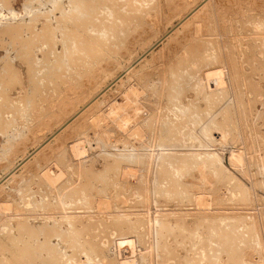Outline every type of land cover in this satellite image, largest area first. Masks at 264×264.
Instances as JSON below:
<instances>
[{
    "label": "rangeland",
    "instance_id": "obj_1",
    "mask_svg": "<svg viewBox=\"0 0 264 264\" xmlns=\"http://www.w3.org/2000/svg\"><path fill=\"white\" fill-rule=\"evenodd\" d=\"M72 1L0 0V118H3L0 119V201L12 204L9 213L4 207L0 208V251L8 253H0L1 261L8 259V262L2 261L3 264H29L30 260V264H40L44 259L45 264H54L46 248L53 245L57 246H53L56 250L51 255L54 260H61L58 264H75V261L76 264H96L98 260L100 264H234L236 261V264H264V0H93L97 12L91 16L94 14L97 18L93 16L95 19L86 20L82 16V21L95 25L97 22L99 26L100 21L105 20L102 22L114 23L118 31L123 28L122 32L112 33L119 34L113 40L111 31L101 35L102 40L94 36L98 44L90 51L93 55L100 51L97 59L90 55L88 58L85 54L88 51H79L83 39L87 41L89 27L86 28V21L81 22L79 16L73 15L71 9L77 0ZM135 8L147 12L142 15L138 9L133 11ZM108 9L112 10L111 15ZM9 10L16 11L14 19ZM136 15H142V18ZM80 23H84L81 24L84 27L80 28ZM8 27L11 30L8 31ZM74 31L73 34L81 35L78 37L83 36L80 39L75 35L79 42L82 40L78 45V40L70 34ZM68 33L72 38L67 36ZM105 35L108 36L106 39ZM66 36L76 43L72 44ZM118 37H123L122 41ZM108 40L112 43L106 42ZM65 41L68 45H63ZM69 45L71 48L77 45V49L70 50ZM63 52L68 53L69 61ZM76 55L83 60L81 63L77 58L81 63H77L78 66ZM128 103L135 108L124 112ZM128 117L125 127H120ZM96 120L101 123L96 125ZM52 134L54 136L50 138ZM228 150H239L242 162L228 165ZM213 152L218 154L217 158L211 154ZM179 156L182 162L173 159ZM138 159H145V162ZM122 160L125 161L123 164ZM202 160L212 163L206 161L203 165ZM196 161L201 164L196 166ZM44 166L52 168L51 171L57 168L56 172L64 175L60 184L68 183L69 186L64 192L76 189L75 193L69 192L72 197L65 210L43 206L56 202L55 194L45 188L44 181L42 184ZM128 167L134 170L130 171ZM217 170L222 174L216 173ZM129 171L131 174L128 175ZM82 184H86L87 189ZM81 186L90 190L88 194ZM81 191L86 193V198ZM99 199H107L111 207L98 211L96 202ZM67 214L85 216V220L82 217V221L76 219L80 223L71 226L63 217ZM21 223L37 231L33 235L32 231L18 226ZM38 227L55 228L56 237L53 231V236L47 239L49 234H44L46 230L35 229ZM24 230L31 235L26 232V236ZM38 232L47 240L37 235ZM57 232L68 241L57 237ZM27 238L32 241L34 250L29 249L31 243L26 242ZM48 240L51 245L45 243ZM19 248L30 253H26L29 260L17 258L22 256ZM60 251H67V255ZM32 255L39 259L34 262Z\"/></svg>",
    "mask_w": 264,
    "mask_h": 264
},
{
    "label": "bare ground",
    "instance_id": "obj_2",
    "mask_svg": "<svg viewBox=\"0 0 264 264\" xmlns=\"http://www.w3.org/2000/svg\"><path fill=\"white\" fill-rule=\"evenodd\" d=\"M9 1H10V0H9ZM57 1H58V0H57ZM70 1H71V0H70ZM75 1H76V0H74V1H72V2H75ZM136 1H137V0H136ZM141 1H142V0H141ZM145 1H146V0H145ZM204 2H205V1H204ZM53 3H55V2L53 1ZM91 3H92V4H91ZM158 3H159V2H158ZM161 3H162V2H161ZM4 4H5V3H4ZM72 4H73V3H72ZM89 4H90V5H89ZM148 4H149V3H148ZM53 5H54V4H53ZM106 5H107V4H106ZM55 6H56V4H55ZM94 6H95V5L93 4V0H92V2L90 1V3L83 2L82 0H81V1H78V0H77L76 3L73 5V7L71 6V7H72L71 11H72V10L74 11V12H73V15L76 14L77 16H79V17H78L79 20H81L80 18H81L82 16H85V18H83V19L90 20V18L94 16V14H93V16H91L92 13H93V12H94V13L97 12L96 7H94ZM96 6H97V5H96ZM146 6H147V5H146ZM155 6H156V5H155ZM199 6H200V5H199ZM105 7H106V6H105ZM107 7H109V6H107ZM107 7H106V8H107ZM150 7H151V6H150ZM152 7H154V6L152 5ZM156 7H159V5H157ZM200 7H202V6H200ZM1 8H2V7H1ZM84 8H85V9H84ZM98 8H99V7H98ZM38 9H39V8H38ZM136 9H138V8H135L133 11L136 12ZM153 9H154V8H153ZM83 10H84V11H83ZM98 10H99V9H98ZM138 10H140V9H138ZM138 10H137V12H138ZM154 10H155V9H154ZM164 10H165V9H164ZM24 11H25V10H24ZM108 11H109V9H108ZM133 11H132V12H133ZM145 11L147 12L146 9H143V10H142L143 13H145ZM193 11H194V10H193ZM0 12H1V11H0ZM69 12H70V11H69ZM69 12H67V13H69ZM84 12H86V13H84ZM142 12H141V10H140V14H142ZM158 12H159V11H158ZM166 12H167V11H166ZM191 12H192V11H191ZM8 13H9V15H10L11 17H13V19H14V17L17 16L16 11H14V10H9ZM74 13H75V14H74ZM187 13H188V12H187ZM192 13H193V12H192ZM192 13H191V14H192ZM71 14H72V13H71ZM83 14H85V15H83ZM95 14H96V13H95ZM111 14H112V10L109 11V15H111ZM133 14H135V13L133 12ZM133 14L130 13V15H131L132 17H133ZM162 14H163V13H162ZM46 15H47V14H46ZM61 15H62V14H61ZM142 15H143V14H142ZM142 15H141V16H140V15H139V16L136 15V16L139 17V19H141V18H142ZM144 15H145V14H144ZM189 15H190V14H189ZM68 16H69V15H68ZM95 16H96V15H95ZM95 16H94V17H95ZM134 16H135V15H134ZM1 17H3L2 14H1ZM53 17H54V16H53ZM61 17H62V16H61ZM65 17H66V16H65ZM71 17H72V15H71ZM94 17H93V19H95ZM137 17H136V20L138 19ZM187 17H188V15H187ZM9 18H10V17H9ZM47 18H48V17H47ZM72 18H73V17H72ZM96 18H97V16H96ZM129 18H130V17H129ZM129 18H128V19H129ZM49 19H50V18H49ZM56 19H57V18H56ZM60 19H61V18H60ZM65 19H67V18H65ZM73 19H74V18H73ZM93 19H91V20H93ZM47 20H48V19H47ZM58 20H59V19H58ZM74 20H75V19H74ZM86 20H83V21L81 20V22H84V21H86ZM131 20H133V19L131 18ZM187 20H188V19H187ZM64 21H65V20H64ZM71 21H73V20L71 19ZM102 21H105V20H101V21H100L101 24L99 23V26L97 25V24H98L97 22H96V25H95V23L92 24L90 21H89L90 23H89V22L87 23V21L85 22V26L87 25L86 28L89 27V28H88V31L90 32V34H88L89 32L86 33V39H87V41L83 39L84 42L86 41V42L84 43V42L81 40L82 42H81V41H80V42L83 43V46L80 44V45H79L80 47H78V48H80L79 51H88L87 53L85 52V54H87V57H88L89 55H90V56H94V59H95L96 57H99V55H98V53L100 52L99 50L95 51V54H94V55L91 54V51H93V49H92L93 46H95L96 44H98L97 42H95L96 39H95L94 36H97V37H98V40H102V39H104V38L100 39L99 37H100L101 35L104 36V34L106 33V31H109V32L111 31L110 34L113 36V37H112V40H113L114 36L116 37V36L119 35V34L114 35V34H112V33H115V34H116L117 32H120V31L122 32V29H123V28H122L120 31H118L119 28H116L115 25H114V23H108V22L104 23V22H102ZM159 21H160V20H159ZM45 22H46V21H45ZM48 22H49V21H48ZM56 22H57V21H56ZM68 22H69V21H68ZM74 22H77V23H78V19H77V21L75 20ZM74 22H73V23H74ZM93 22H94V21H93ZM98 22H99V21H98ZM185 22H187V21L185 20ZM50 23H51V22H50ZM73 23H72V24H73ZM107 23H108V24H107ZM46 24H47V23H46ZM81 24H84V23H80V24H79V27L81 26ZM182 24H184V22H183ZM185 24H186V23H185ZM6 25H7V24H6ZM26 25H27V23H26ZM63 25H64V24H63ZM63 25H62V26H63ZM74 25H75V24H74ZM76 25H77V24H76ZM100 25H102V27H101ZM177 25H178V24H177ZM255 25H257V24L255 23ZM2 26H3V25H2ZM58 26H59V25H58ZM69 26H70V25H69ZM9 27L13 28L12 26H9ZM9 27H8V28H9ZM16 27H19V26H16ZM44 27H45V26H44ZM73 27L76 28V26H73ZM77 27H78V26H77ZM82 27H84V25L81 26L80 28H82ZM99 27H101V28H99ZM8 28H7V29H8ZM14 28H15V26H14ZM31 28H32V26H31ZM48 28H49V27H48ZM86 28H85V29H86ZM120 28H121V27H120ZM15 29L17 30V28H15ZM15 29H14V30H15ZM20 29H21V27H20ZM20 29H19V30H20ZM46 29H47V28H46ZM9 30H11V29L9 28L8 31H9ZM16 30H15V31H16ZM26 30H28V28H27ZM66 30H68V28H67ZM86 30H87V29H86ZM5 31H6V30H5ZM17 31H18V30H17ZM49 31H51V30H49ZM72 31H73V30H72ZM25 32H26V31H25ZM47 32H48V31H47ZM67 32H68V31H67ZM93 32H95V33H93ZM9 33H10V32H9ZM15 33H16V32H15ZM69 33H70V32H69ZM69 33L67 34L68 37H71V36L74 35V38H75V37H76V36H75L76 34H77V37H78V36H81L80 34L78 35V32H77L76 34H73V33H75V31L70 33V34H72L71 36H69V35H70ZM79 33H80V32H79ZM4 34H5V33H4ZM45 34H46V33H45ZM61 34H62V33H61ZM30 35H31V34H30ZM82 35H83V34H82ZM107 35H108V34H107ZM107 35H105V39H106V37H108ZM111 35H109V38H110ZM167 35H168V33H167ZM43 36H44V35H43ZM67 36H66V37H67ZM44 37H45V36H44ZM68 37H67V39H68ZM165 37H166V35H165ZM71 38H72V37H71ZM71 38H69L68 40L71 41V43L73 44L74 42L76 43V40H78V38H80V37H78L77 39L75 38V39H76L75 41H74V40L72 41ZM81 38H83V36H82ZM81 38H80V39H81ZM14 39H15V38H14ZM80 39H79V40H80ZM94 39H95V40H94ZM115 39H116V38H115ZM115 39H114L113 42H115V41L117 40V39H116V40H115ZM122 39H123V37H122ZM122 39H120V38L118 37V40H121V41H122ZM254 39H255V38H254ZM9 40H11V39H9ZM44 40H45V39H44ZM65 40H66V39H65ZM79 40H78V42L76 43L77 45H78V43H80ZM112 40H111V42H109L110 40H108V41H106V42H108V43H112ZM118 40H117V41H118ZM31 41H32V40H31ZM31 41H30V42H31ZM66 41H67V40H66ZM66 41H65V43L63 42V43H64L63 45H65L67 42H68V44H70L69 41H67V42H66ZM159 41H161V40H159ZM261 41H262V40H261ZM44 42H46V41H44ZM51 42H52V41H51ZM55 42H56V41H55ZM246 42H247V41H246ZM253 42H254V41H253ZM18 44H19V43H18ZM21 44H22V43H21ZM30 44H31V43H30ZM34 44H35V43H34ZM50 44H51V43H50ZM54 44H55V43H54ZM68 44H66V45H68ZM115 44H116V43H115ZM250 44H251V43H250ZM70 45H71V44H70ZM70 45H69V47H70ZM77 45H76V46H77ZM0 46H1V45H0ZM30 46H31V45H30ZM76 46H74V47L76 48ZM81 46H82V47H81ZM65 47H66V46H65ZM65 47H64V48H65ZM14 48H15V47H14ZM22 48H23V47H22ZM49 48H51V47H49ZM61 48H62V47H61ZM72 48H73V47H72ZM72 48L70 47L69 49L71 50ZM75 48H73V49H75ZM113 48H114V47H113ZM246 48H247V47H246ZM29 49H31V48H29ZM54 49H55V48H54ZM65 49H67V48H65ZM76 49H77V48H76ZM90 49H91V51H90ZM150 49H151V48H150ZM4 50H5V49H4ZM13 50H14V49H13ZM55 50H56V49H55ZM263 50H264V49H263ZM32 51H33V50H32ZM62 51H63V50H62ZM68 51H69V50H68ZM148 51H149V50H148ZM148 51H147V52H148ZM225 51H226V50H225ZM237 51H238V50H237ZM43 52H44V51H43ZM54 52H55V51H54ZM56 52H57V51H56ZM71 52H72V51H71ZM32 53H33V52H32ZM64 53H65V52H63V54H64ZM72 53H73V52H72ZM72 53H71V55H72ZM237 53H238V52H237ZM249 53H250V52H249ZM259 53H260V52H259ZM42 54H43V53H42ZM66 54L68 55V53H65L64 56H65ZM69 54H70V51H69ZM83 54H84V53H83ZM83 54H82V56H83ZM27 55H28V54H27ZM67 55H66V56H67ZM71 55H70V56H71ZM73 55H74V54H73ZM78 55H79V54H78ZM78 55H76L77 57H75L76 60H77V58H78ZM192 55H193V54H192ZM199 55H200V54H199ZM79 56H81V55H79ZM85 56H86V55H84V57H85ZM106 56H107V55H106ZM253 56H254V55H253ZM32 57H33V56H32ZM62 57H63V55H62ZM68 57H69V55L67 56V58H68ZM71 57H74V56H71ZM243 57H244V56H243ZM250 57H251V55H250ZM29 58H30V56H29ZM34 58H35V57H34ZM56 58H57V57H56ZM88 58H89V57H88ZM91 58L93 59V57H91ZM139 58H141V57H139ZM254 58H255V57H254ZM42 59H43V58H42ZM71 59H72V58H71ZM71 59H70V60H71ZM78 59H79V61H80V57H79ZM83 59H84V61H85V58H83ZM96 59H97V58H96ZM181 59H182V57H181ZM193 59H194V58H193ZM32 60H33V58H32ZM57 60H58V59H57ZM63 60H64V59H63ZM66 60H67V59H66ZM81 60H82V59H81ZM88 60H89V59H88ZM187 60H188V59H187ZM190 60L192 61V59H189V61H190ZM242 60H243V59H242ZM254 60H255V59H254ZM42 61H43V60H42ZM68 61H69V58H68ZM74 61H75V60H74ZM74 61H72V62H74ZM86 61H87V60H86ZM89 61H92V60H89ZM89 61H88V62H89ZM232 61H233V60H232ZM45 62H46V61H45ZM72 62H71L72 65H75V64L77 65V63L81 64V63L83 62V60L80 61L81 63L78 62V60H77L76 63L74 62L75 64H73ZM97 62H98V61H97ZM187 62H188V61H187ZM66 63H67V62H66ZM69 63H70V62H69ZM86 63H87V62H86ZM188 63L191 64L190 62H188ZM194 63H195V62H194ZM234 63H235V62H234ZM26 64H27V63H26ZM28 64H29V63H28ZM71 64H70V65H71ZM79 64H78V65H79ZM90 64H91V63H90ZM93 64H94V63H93ZM133 64H134V62H133ZM181 64H182V63H181ZM184 64H185V63H184ZM186 64H187V63H186ZM8 65L11 66L10 64H8ZM72 65H71V66H72ZM78 65H77V66H78ZM231 65H232V64H231ZM241 65H242V64H241ZM71 66H70V68H71ZM85 66H86V65H85V63H84V68H83V69H85ZM130 66H132V65H130ZM130 66H129V68H130ZM190 66H191V65H190ZM193 66H194V65H193ZM233 66H234V64H233ZM239 66H240V65H239ZM42 68H43V66H42ZM188 68H189V66H188ZM235 68H236V67H235ZM37 69H38V68H37ZM40 69H41V68H40ZM80 69H81V68H80ZM93 69H94V68H93ZM10 70H11V69H10ZM53 70H54V69H53ZM86 70H87V69H86ZM88 70H89V68H88ZM184 70H186V69H184ZM233 70H234V69H233ZM5 71H6V70H5ZM46 71H47V70H46ZM46 71H45V72H46ZM71 71H72V70H71ZM80 71H81V70H79V72H80ZM126 71H127V70H126ZM128 71H129V70H128ZM189 71H190V70H189ZM2 72H3V71H2ZM16 72H17V71H16ZM34 72H35V71H34ZM51 72H52V71H51ZM61 72H62V71H61ZM130 72H131V71H130ZM187 72H188V71H187ZM192 72H193V71H192ZM235 72H236V71H235ZM252 72H253V71H252ZM9 73H10V72H9ZM54 73H55V72H54ZM54 73H53V74H54ZM69 73H70V71H69ZM125 73H126V72H125ZM227 73H228V72H227ZM32 74H33V73H32ZM55 74H56V73H55ZM83 74H84V73H83ZM131 74H132V73H131ZM172 74H173V73H172ZM188 74H189V73H188ZM232 74H233V73H232ZM51 75H52V74H51ZM77 75H78V74H77ZM251 75H252V74H251ZM35 76H36V75H35ZM173 76H174V75H173ZM180 76H181V75H180ZM258 76H259V75H258ZM55 77H56V76H55ZM71 77H72V76H71ZM81 77H82V76H81ZM90 77H91V76H90ZM228 77H229V76H228ZM237 77H238V76H237ZM261 77H262V76H261ZM11 78H12V77H11ZM194 78H195V77H194ZM232 78H233V77H232ZM65 79H66V78H65ZM65 79H64V80H65ZM168 79H169V78H168ZM234 80H235V79H234ZM32 81H33V80H32ZM32 81H31V82H32ZM82 81H83V80H82ZM195 81H196V80H195ZM250 81H251V80H250ZM1 82H2V81H1ZM16 82H17V81H16ZM16 82H15V83H16ZM46 82H47V81H46ZM229 82H230V81H229ZM237 82H239V81H237ZM258 82H259V81H258ZM19 83H20V82H19ZM33 83H34V81H33ZM62 83H63V81H62ZM170 83H171V82H170ZM199 83H200V82H199ZM244 83H245V82H244ZM253 83H254V82H253ZM48 84H49V83H48ZM256 84H257V82H256ZM8 85H9V84H8ZM13 85H14V84H13ZM70 85H71V84H70ZM191 85H192V84H191ZM191 85H190V86H191ZM201 85H202V84H201ZM201 85H200V86H201ZM237 85H238V84H237ZM242 85H243V84H242ZM48 86H49V85H48ZM185 86H186V85H185ZM246 86H247V85H246ZM250 86H251V85H250ZM36 87H37V86H36ZM51 87H52V86H51ZM165 87H166V86H165ZM237 87H238V86H237ZM56 88H57V87H56ZM246 88H247V87H246ZM32 89H33V88H32ZM34 89H35V88H34ZM128 89H129V88H128ZM141 89H142V88H141ZM149 89H150V88H149ZM151 89H152V88H151ZM165 89H166V88H165ZM253 89H256V88H253ZM12 90H13V89H12ZM176 90H177V89H176ZM5 91H6V90H5ZM146 91H147V90H146ZM191 91H192V90H191ZM221 91H222V90H221ZM240 91H241V90H240ZM38 92H39V91H38ZM178 92H179V91H178ZM6 93H7V92H6ZM50 93H51V92H50ZM145 93H146V92H145ZM165 93H166V92H165ZM170 93H171V92H170ZM172 93H173V92H172ZM262 93H263V92H262ZM185 94H186V93H185ZM198 94H199V93H198ZM259 94H260V93H259ZM165 95H166V94H165ZM182 95H183V94H182ZM40 96H41V95H40ZM135 96H136V95H135ZM143 96H144V95H143ZM149 96H150V95H149ZM166 96H167V95H166ZM197 96H198V95H197ZM4 97H5V96H4ZM23 97H24V96H23ZM33 97H34V96H33ZM167 97H168V96H167ZM175 97H176V96H175ZM240 97H241V96H240ZM253 97H254V96H253ZM21 98H22V97H21ZM57 98H58V97H57ZM134 98H135V97H134ZM200 98H201V97H200ZM94 99H95V98H94ZM94 99H93V100H94ZM132 99H133V98H132ZM132 99H131V102H132ZM39 100H40V99H39ZM48 100H49V99H48ZM168 100H170V99H168ZM248 101H249V100H248ZM255 101H256V100H255ZM19 102H20V101H19ZM89 102H90V101H89ZM91 102H92V101H91ZM128 102L130 103V100H129ZM133 102H134V100H133ZM208 102H209V101H208ZM251 102H252V101H251ZM129 103L127 104L128 107L125 109L124 112H126L127 110H129V112H130L131 108H132V109L135 108V105H133V104H129ZM188 103H189V102H188ZM1 104H2V103H1ZM87 104H88V103H87ZM89 104H90V103H89ZM134 104H135V103H134ZM255 104H256V103H255ZM22 105H23V104H22ZM24 105H25V104H24ZM24 105H23V106H24ZM174 105H177V104H174ZM174 105H173V106H174ZM209 105H210V104H209ZM209 105H208V106H209ZM18 106H19V105H18ZM34 106H35V105H34ZM85 106H86V105H85ZM165 106H166V105H165ZM186 106H187V104H186ZM193 106H194V105H193ZM2 107H3V106H2ZM25 107H26V106H25ZM31 107H32V106H31ZM138 107H139V105H138ZM166 107H167V106H166ZM175 107H177V106H175ZM23 108H24V107H23ZM27 108H28V107H27ZM34 108H35V107H34ZM15 109H16V108H15ZM28 109H30V108H28ZM138 109H140V108H138ZM138 109H137V110H138ZM176 109H177V108H176ZM180 109H181V108H180ZM84 110H85V109H84ZM89 110H90V109H89ZM135 110H136V109H135ZM135 110H134V111H135ZM174 110H175V109H174ZM177 110H178V109H177ZM184 110H185V109H184ZM1 111H3V110H1ZM28 111H29V110H28ZM34 111H35V110H34ZM131 111H132V110H131ZM134 111L132 112V114L135 113ZM181 111H182V110H181ZM186 111H188V110H186ZM24 112H25V111H24ZM80 112H81V111H80ZM122 112H123V111H122ZM136 112H138V111H136ZM173 112H174V111H173ZM185 113H186V112H185ZM1 114H3V113H1ZM73 114H74V113H73ZM73 114H72V115H73ZM78 114H80V113H78ZM165 114H166V113H165ZM178 114H179V113H178ZM3 115H4V114H3ZM44 115H45V114H44ZM47 115H48V114H47ZM134 115H135V114H134ZM212 115H213V114H212ZM12 116H13V115H12ZM55 116H56V115H55ZM136 116H137V115H136ZM136 116H135L134 118L132 117V118H133V119H132L133 121H134V120H137V119H135ZM187 116H188V115H187ZM2 117H3V116H2ZM22 117H23V116H22ZM76 117H77V115H76ZM129 117H130V116H129ZM129 117L127 118V120H126L125 123L120 124V127H123V128L125 127V125L127 124L128 120L130 119ZM198 117H199V116H198ZM24 118H25V117H24ZM29 118H30V117H29ZM38 118H39V117H38ZM40 118H41V117H40ZM71 118H72V117H71ZM177 118H178V117H177ZM188 118H189V117H188ZM193 118H194V117H193ZM0 119H3V118H0ZM32 119H33V118H32ZM168 119H169V118H168ZM178 119H179V118H178ZM181 119H182V118H181ZM197 119H199V118H197ZM5 120H6V119H5ZM64 120H65V119H64ZM69 120H70V119H69ZM75 120H77V119H75ZM116 120H118V119L116 118ZM183 120H184V119H183ZM185 120H186V119H185ZM203 120H204V119H203ZM3 121H4V120H3ZM3 121H2V122H3ZM67 121H68V120H67ZM67 121H66V122H67ZM167 121H168V120H167ZM171 121H172V120H171ZM193 121H194V120H193ZM134 122H135V121H134ZM168 122H169V121H168ZM181 122H182V121H181ZM5 123H7V122H5ZM8 123H9V122H8ZM63 123H64V122H63ZM99 123H101L100 120H96V121H95V124H96V125L99 124ZM172 123H173V122H172ZM0 124H1V122H0ZM34 124H35V123H34ZM72 124H73V123H72ZM178 124L180 125V123H178ZM184 124H185V123H184ZM184 124H183V125H184ZM207 124H208V123H207ZM131 125H132V124H131ZM181 125H182V123H181ZM198 125H199V124H198ZM47 126H48V125H47ZM62 126H63V125H62ZM65 126H66V125H65ZM65 126H64V127H65ZM189 126H190V125H189ZM201 126H202V125H201ZM30 127H31V126H30ZM56 127H57V126H56ZM117 127H118V126H117ZM174 127H175V126H173V129H175ZM177 127H178V126H177ZM184 127H185V126H184ZM216 127H219V126L216 125ZM194 128H195V127H194ZM196 128H197V127H196ZM220 128H221V127H219V129H220ZM203 129H204V128H203ZM206 129H207V128H206ZM215 129H216V128H215ZM225 129H227V128H225ZM40 130H41V129H40ZM122 130H124V129H122ZM170 130H171V129H170ZM176 130H177V129H176ZM192 130H193V129H192ZM200 130H202V129H200ZM223 130H224V129H223ZM15 131H16V130H15ZM36 131H37V130H36ZM57 131H58V129H57ZM168 131H169V130H168ZM172 131H175V130H172ZM172 131H171V132H172ZM204 131H205V130H204ZM210 131H211V130H210ZM224 131H225V130H224ZM55 132H56V131H55ZM171 132H170V133H171ZM186 132H187V131H186ZM196 132H197V131H196ZM200 132H201V134H202V131H200ZM208 132H209V131H208ZM222 132H223V131H222ZM0 133H1V132H0ZM3 133H4V132H3ZM11 133H12V132H11ZM17 133H18V132H17ZM168 133H169V132H168ZM170 133H169V134H170ZM223 133H224V132H223ZM36 134H37V133H36ZM54 134H55V133H54ZM54 134H52L50 138H52V137L54 136ZM179 134H180V132H179ZM3 135H4V134H3ZM30 135H31V134H30ZM181 135H182V134H181ZM199 135H200V134H199ZM206 135H207V134H206ZM206 135H205V136H206ZM224 135H225V134H224ZM32 136H33V135H32ZM166 136H167V135H166ZM166 136H165V138H166ZM24 137H25V136H24ZM180 137H181V136H180ZM199 137H200V136H199ZM201 137H202V135H201ZM7 138H8V137H7ZM50 138H48V140H49ZM124 138H125V137H124ZM202 138H203V137H202ZM222 138H223V136H222ZM224 138H225V137H224ZM23 139H24V138H23ZM25 139H26V138H25ZM166 139H167V138H166ZM166 139H165V140H166ZM194 139H195V138H194ZM196 139H197V138H196ZM198 139H199V138H198ZM206 139H207V138H206ZM192 140H193V139H192ZM210 140H211V139H210ZM9 141H10V139H9ZM27 141L29 142V140H27ZM211 141H212V140H211ZM211 141H210V142H211ZM220 141H221V139H220ZM47 142H48V141H47ZM47 142H46V143H47ZM205 142H206V141H205ZM212 142H213V141H212ZM24 143H25V142H24ZM36 143H37V142H36ZM125 143H126V142H125ZM197 143H198V142H197ZM207 143H208V142H207ZM207 143H206V145H207ZM43 144L45 145L44 142L42 143V145H43ZM200 144H201V143H200ZM208 144H211V143H208ZM42 145H41V146H42ZM131 145H132V144H131ZM131 145H130V146H131ZM199 146H201V145H199ZM211 146H212V145H211ZM3 147H4V146H3ZM37 147H38V146H37ZM37 147H36V148H37ZM202 147H203V145H202ZM42 148H43V146H42ZM84 148H85V147H84ZM84 148H83V150H84ZM114 148H115V147H114ZM127 148H128V147H127ZM207 148H208V147H207ZM4 149H5V148H4ZM18 149H19V148H18ZM147 149H149V148L147 147ZM150 149H151V148H150ZM173 149H174V148H173ZM201 149H202V148H201ZM2 150H3V149H2ZM35 150H36V149H35ZM209 150H210V149H209ZM213 150H214V149H213ZM11 151H12V150H11ZM126 151H127V150H126ZM136 151H137V150H136ZM151 151H152V149H151ZM200 151H201V150H200ZM214 151H215V150H214ZM217 151H218V150H216V152H217ZM228 151H229V150H228ZM36 152H37V151H36ZM85 152H86V151H85ZM127 152H128V151H127ZM131 152H132V151H130V153H131ZM149 152H150V151H149ZM205 152H206V150H205ZM205 152H204V153H205ZM207 152H208V151H207ZM241 152H242V151H241ZM2 153H3V152H2ZM4 153H5V152H4ZM32 153H33V152H32ZM38 153H39V152H38ZM38 153H37V154H38ZM46 153H47V152H46ZM78 153H79V152H78ZM86 153H87V152H86ZM111 153H112V152H111ZM115 153H116V152H115ZM118 153H119V152H118ZM166 153H167V152H166ZM172 153H173V152H172ZM217 153H218V152H217ZM82 154H84V153L82 152ZM211 154H212L213 156H215L216 158L218 157V154H215V152H213V153H211ZM241 154H242V153H241ZM241 154H240V151H239V150H236V151H235V150H230V151L227 153V160H226V163H227L228 165H230V166H232V165L235 166V164H236V165L240 164V163L242 162V155H241ZM40 155H41V154H40ZM84 155H85V154H84ZM124 155H125V152H124ZM166 155H167V154H166ZM188 155H189V154H188ZM197 155H198V154H197ZM0 156H1V155H0ZM28 156H29V155H28ZM31 156H33V155H31ZM80 156H81V155H80ZM119 156H120V155H119ZM140 156H141V155H140ZM140 156H139V157H140ZM177 156H178V155H177ZM4 157H5V156H4ZM81 157H82V156H81ZM139 157H138V158H139ZM181 157L185 158V156H183V154H182ZM187 157H188V156H187ZM187 157H186V159H187ZM200 157H201V156H200ZM200 157H199V158H200ZM210 157H211V156H210ZM31 158H32V157H31ZM45 158H46V157H45ZM119 158H120V157H119ZM121 158H122V157H121ZM166 158H167V157H166ZM212 158H213V157H212ZM212 158H210V159H212ZM2 159H3V158H2ZM24 159H25V158H24ZM24 159H23V160H24ZM43 159H44V158H43ZM79 159H80V158H79ZM142 159H143V158H142ZM145 159H146V158H145ZM145 159H144V160H145ZM169 159H170V158H169ZM171 159H172V158H171ZM173 159H175V160L177 159V161H181V160H182V158L180 159V156H179V158H177V157L175 158V157H174ZM179 159H180V160H179ZM206 159L208 160L209 157H207ZM20 160H21V159H20ZM23 160H22V161H23ZM46 160H47V159H46ZM144 160H139V159H138V161H144ZM166 160H168V159H166ZM175 160H174V161H175ZM207 160H206V161H207ZM214 160H215V159H214ZM214 160H213V161H214ZM7 161H8V160H7ZM9 161H10V160H9ZM26 161H27V160H26ZM123 161H124V160H122V164L125 162V161H124V162H123ZM169 161H170V160H169ZM184 161H185V160H184ZM186 161H187V160H186ZM186 161H185V162H186ZM194 161H195V159H194ZM206 161H203V160H202V162H201V161H200V162H201L203 165H205L203 162H206ZM52 162H53V161H51V162H49V163L47 162V163H48V165H49V164L52 163ZM59 162H60V161H59ZM59 162H57L55 165H57ZM64 162H65V161H64ZM64 162H63V163H64ZM69 162H70V160H69ZM144 162H145V161H144ZM181 162H182V161H181ZM185 162H183V164H184ZM187 162H188V161H187ZM196 162H197V161H196ZM200 162H197L196 166H197L198 164L200 165V164H201ZM209 162H211V161H209ZM209 162L207 161L206 163H209ZM216 162H217V161H216ZM24 163H25V162H23V164H24ZM81 163H83V162H81ZM119 163H121V162H119ZM142 163H143V162H142ZM168 163H169V162H168ZM211 163H212V162H211ZM213 163H215V162H213ZM23 164H22V165H23ZM29 164H30V163H29ZM60 164H61V162H60ZM129 164H130V163H129ZM144 164H146V163H144ZM144 164H143V165H144ZM180 164L182 165V163H180ZM24 165H25V164H24ZM52 165H54V164H52ZM55 165H54V166H55ZM63 165H64V164H63ZM125 165H126V164H125ZM171 165H172V164H171ZM176 165H177V164H175V166H176ZM178 165H179V164H178ZM213 165H215V164H213ZM30 166H31V165H30ZM49 166H50V165H49ZM59 166H60V165H59ZM61 166H62V165H61ZM127 166H129V165L127 164ZM130 166H131V165H130ZM168 166H170V165H168ZM184 166H185V164H184ZM207 166H208V168H209L210 165H207ZM207 166H203V167H204V168H205V167L207 168ZM216 166H217V164H216ZM225 166H227V165H225ZM55 167H56V166H55ZM119 167H120V166H119ZM176 167H177V166H176ZM180 167H181V166H180ZM201 167H202V166H201ZM211 167H212V165H211ZM213 167H214V166H213ZM125 168H126V167H125ZM128 168H129V167H128ZM128 168H127V171H128ZM168 168H169V167H168ZM181 168H182V167H181ZM208 168H207V169H208ZM231 168H232V167H231ZM233 168H234V167H233ZM13 169H14V168H13ZM51 169H52V168H51ZM51 169H50V167L44 166V167L42 168V174H41V177H42L43 180H41V179H40V180L42 181V184H43V181H44V183L46 184V187H45V188H47L48 191H51V193L53 192V194H55V197H54V198H56V200H55L56 202H55V203H53V202H52V203H49L48 201H50V200L47 199V200H48V201H47L48 203H47V204H46V203L43 204V202H42V204H43V206L46 205L47 207L52 206V207H54L56 210H57V209H58V210H60V209L65 210V209H66L65 207H68V206H66V204H69L68 202L71 201L70 198L72 197V196H70L71 194H70L69 192L72 193V192H73L74 190H76V189H75V188H72V189H68V190H70V191H65V192H64V190H65L64 188L68 186V183H67L68 181H66L67 184H64V183H61V184H60V181H61V179L63 178L64 175L61 174L60 172H56V171H57V168H54V170L56 169L55 171H53V170L51 171ZM106 169H107V168H106ZM195 169H196V168H195ZM213 169H214V168H213ZM129 170L132 171V170H134V169L129 168ZM139 170H140V169H139ZM180 170H181V169H180ZM186 170H187V169H186ZM190 170H191V169H190ZM203 170H205V169H203ZM203 170H202L201 172H203ZM220 170H221V169H220ZM231 170H232V169H231ZM10 171H11V170H10ZM124 171H125V170H124ZM127 171H126V172H127ZM130 171H129L128 175L131 174ZM165 171H166V170H165ZM183 171H184V170H183ZM207 171H208V170H207ZM213 171H214V170H213ZM222 171H223V169H222ZM222 171L219 172V171L217 170L216 173L219 172V174H220V173L222 174ZM7 172H8V171H7ZM98 172H99V171H98ZM176 172H177V171H176ZM196 172H197V171H196ZM211 172H212V170H211ZM211 172H210V173H211ZM79 173H81V172H79ZM104 173H105V172H104ZM133 173H134V171H133ZM166 173H167V171H166ZM168 173H169V172H168ZM179 173H180V172H179ZM216 173H214V174L216 175ZM11 174H12V173H11ZM47 174H48V175H47ZM81 174L84 175L85 173H84V174L81 173ZM91 174H92V173H91ZM99 174H100V173H99ZM172 174H173V173H172ZM182 174H183V173H182ZM189 174H190V172H189ZM196 174H197V173H196ZM196 174H195V175H196ZM219 174H217V175H219ZM221 174H220V175H221ZM12 175H13V174H12ZM95 175H96V174H95ZM95 175H94V176H95ZM102 175H103V174H102ZM166 175H167V174H166ZM179 175H180V174H179ZM191 175H192V174H191ZM197 175H198V174H197ZM201 175H202V174H201ZM8 176H9V175H8ZM37 176H38V175H37ZM92 176H93V175H92ZM96 176H97V175H96ZM169 176H170V175H169ZM177 176H178V175H177ZM184 176H185V175H184ZM9 177H10V176H9ZM105 177L107 178V176H105ZM198 177H199V176H198ZM203 177H204V176H203ZM213 177H214V175H213ZM28 178H29V177H28ZM30 178H31V177H30ZM36 178H37V177H36ZM83 178H84V177H83ZM86 178H87V177H86ZM93 178H94V177H93ZM95 178H96V177H95ZM103 178H104V177H103ZM131 178H132V177H131ZM163 178H164V177H162V179H163ZM165 178H167V177L165 176ZM169 178H170V177H169ZM169 178H167L166 180H169ZM180 178H181V177H180ZM217 178H218V177H217ZM31 179H32V178H31ZM170 179H171V178H170ZM29 180H30V179H29ZM29 180H28V181H29ZM32 180H33V179H32ZM38 180H39V179H38ZM40 180H39V181H40ZM89 180H90V179H89ZM91 180H92V179H91ZM98 180H99V179H98ZM100 180H101V179H100ZM105 180H106V179H105ZM134 180H135V179H134ZM171 180H172V179H171ZM174 180H175V179H174ZM41 181L39 182V184H41ZM102 181H103V180H102ZM142 181H143V180H142ZM142 181H141V185H142ZM172 181H173V180H172ZM181 181H182V179H181ZM190 181H191V180H190ZM215 181H216V180H215ZM215 181H214V182H215ZM0 182H1V181H0ZM85 182H86V181H85ZM198 182H199V181H198ZM58 183H59V184H58ZM69 183H70V182H69ZM102 183H103V182H102ZM102 183H101V184H102ZM105 183H107V182L105 181ZM170 183H172V182H170ZM173 183H174V181H173ZM176 183H177V182H176ZM178 183H179V182H178ZM33 184H34V183H33ZM70 184H71V183H70ZM70 184H69V185H70ZM86 184H87V183H86ZM86 184H85V185H86ZM89 184H90V181H89ZM138 184H139V183H138ZM162 184H163V183H162ZM179 184H181V183H179ZM229 184H230V183H229ZM82 185L85 186L84 184H82ZM164 185H165V184H164ZM173 185H174V184H173ZM173 185H172V186H173ZM193 185H195V184H193ZM197 185H198V184H197ZM225 185H226V184H225ZM38 186H39V185H38ZM70 186H71V185H70ZM139 186H140V185H139ZM166 186H167V185H166ZM172 186H171V189L173 190V188H174L175 186H173V188H172ZM180 186H182V185H180ZM36 187H37V186H36ZM68 187H69V186H68ZM68 187H67V188H68ZM81 187H82V186H81ZM85 187H86L85 189H87V185H86ZM88 187H89V185H88ZM161 187H163V186H161ZM182 187H183V186H182ZM195 187H196V186H195ZM0 188H1V187H0ZM41 188H42V186H41ZM67 188H66V190H67ZM90 188H91V184H90L89 189H90ZM95 188H96V187H95ZM165 188H166V187H165ZM169 188H170V187H169ZM184 188H186V187H184ZM80 189H81V188H80ZM85 189L82 187V191L84 190V191H86L87 194H88V191H90V190H85ZM186 189H187V188H186ZM1 190H2V189H1ZM25 190H26V189H25ZM25 190H24V191H25ZM168 190H169V189H168ZM176 190H177V189H176ZM176 190H175V192H176ZM182 190H183V189H182ZM188 190H189V189H188ZM229 190H230V189H229ZM28 191H29V190H28ZM48 191H47V192H48ZM82 191H81V193H82ZM96 191L98 192V191H100V190H96ZM173 191H174V190H173ZM178 191H179V190H178ZM184 191H185V189H184ZM75 192H76V191H74V193H75ZM78 192H79V190L77 191V193H78ZM97 192H96V193H97ZM175 192H173V193H175ZM224 192H225V191H224ZM229 192H231V191H229ZM37 193H38V192H37ZM45 193H46V191H45ZM45 193H44V194H45ZM51 193H50V194H51ZM167 193L170 194V192H167ZM41 194H42V193H41ZM68 194H70V195H68ZM79 194H80V193H79ZM82 194H83L84 197L86 198V196H87V195H85L86 193H85V194L82 193ZM175 194H176V193H175ZM72 195L75 196V194H72ZM77 195H78V194H76V197H77ZM83 195H82V196H83ZM97 195H98V193H97ZM180 195H182V194H180ZM20 196H21V195H20ZM39 196H40V195H39ZM47 196H48V195H47ZM47 196H46V197H47ZM78 196H79V195H78ZM169 196H170V195H169ZM190 196H191V195H190ZM228 196H229V195H228ZM235 196H236V195H235ZM30 197H31V196H30ZM69 197H70V198H69ZM79 197H80V196H79ZM3 198H4V197H3ZM5 198H6V197H5ZM19 198H20V197H19ZM23 198H24V197H23ZM31 198H32V197H31ZM73 198H74V197H73ZM80 198H81V197H80ZM82 198H83V197H82ZM172 198H173V197H172ZM178 198H179V197H178ZM186 198H187V197H186ZM190 198H191V197H190ZM44 199H45V198H44ZM69 199H70V200H69ZM87 199H88V198H87ZM184 199H185V198H184ZM22 200H23V199H22ZM34 200H35V199H34ZM40 200H41V199H40ZM45 200H46V199H45ZM51 200H52V199H51ZM75 200H77V199H75ZM85 200H86V199H85ZM97 200H98V199H97ZM180 200H181V198L179 199V202H180ZM236 200H237V199H236ZM6 201H7V200H6ZM10 201H11V200H10ZM42 201H43V198H42ZM53 201H54V200H53ZM79 201H80V200H79ZM86 201L88 202V200H86ZM172 201H173V200H172ZM187 201H188V200H187ZM189 201H191V200L189 199ZM224 201L226 202V200H224ZM13 202H14V201H13ZM22 202H23V201H22ZM44 202H45V201H44ZM184 202H185V201H184ZM225 202H223V203H225ZM8 203H9V202H8ZM11 203H12V202H11ZM14 203H15V202H14ZM26 203H27V202H26ZM32 203H33V202H32ZM72 203H73V202H72ZM77 203H78V202H77ZM15 204H16V203H15ZM84 204H85V203H84ZM176 204H177V203H176ZM195 204L197 205V203H195ZM11 205H12V204L9 205V204H6V203H2V202L0 201V208L4 207V210L6 209L7 213H9V212H8L9 209H12V208H10ZM72 205H73V204H72ZM79 205H80V204H79ZM82 205H83V204H82ZM96 205H97V207H98V211L101 212V211L108 210V208L111 207L112 204H111V202L108 201L107 199H104V200L99 199V201L96 202ZM182 205H183V204H182ZM198 205L201 206L202 204H198ZM225 205H226V204H225ZM14 206H15V205H14ZM32 206H34V205H32ZM41 206H42V205H41ZM62 206H64V207H62ZM74 206H75V205H74ZM105 206L107 207V209H106ZM194 206H195V205H194ZM47 207H46V208H47ZM195 207H196V206H195ZM201 207H204V206H201ZM27 208H28V207H27ZM71 208H72V206H71ZM2 209H3V208H2ZM25 209H26V208H25ZM33 209H34V208H33ZM39 209H40V208H39ZM43 209H44V207H43ZM192 209H193V208H192ZM203 209H204V208H203ZM203 209H202V210H203ZM214 209H215V208H214ZM36 210H37V209H36ZM195 210H196V209H195ZM199 210H200V209H199ZM29 211H30V210H29ZM177 211H178V210H177ZM203 211H204V210H203ZM74 212H75V211H74ZM190 212H191V211H190ZM195 212H196V211H195ZM195 212H194V213H195ZM59 213H61V212H59ZM64 213H65V212H64ZM64 213H63V214H64ZM67 213H68V212H67ZM218 213H220V212H218ZM30 214H31V213H30ZM63 214H62V215H63ZM180 214H181V213H180ZM199 214H200V213H199ZM225 214H226V213H225ZM33 215H34V214H33ZM51 215H52V214H51ZM51 215H50V216H51ZM62 215H61V216H62ZM78 215H79V214H78ZM81 215H82V214H81ZM173 215H174V214H173ZM177 215H178V214H177ZM192 215H193V214H192ZM220 215H221V214H220ZM39 216H41V215H39ZM50 216H49V217H50ZM57 216H58V215H57ZM88 216H90V215H88ZM88 216H87V217H88ZM92 216H93V215H92ZM123 216H124V215H123ZM188 216H189V215H188ZM207 216H208V215H207ZM221 216H222V215H221ZM221 216H220V217H221ZM14 217H15V216H14ZM41 217H42V216H41ZM63 217L68 221L67 224L69 223V224L72 226V225H74L73 223H75V225H76V223H80L79 220H78L79 222H76V221H77L76 219H80L81 217L84 219L85 216H84V217H83V216H80V217H79V216H76V215L73 216V215H71V214H70V215L67 214V216H63ZM90 217H91V216H90ZM90 217H89V219H90ZM165 217H166V215H165ZM171 217H172V216H171ZM229 217H230V216H229ZM82 218L80 219L81 221H82ZM91 218H92V217H91ZM202 218H203V217H202ZM208 218H209V217H208ZM258 218H259V217H258ZM34 219H35V218H34ZM34 219H33V220H34ZM129 219H130V216H129ZM166 219H167V217H166ZM179 219H181V218H179ZM197 219H199V218H197ZM220 219H221V218H220ZM220 219H219V220H220ZM24 220H25V219H24ZM29 220H30V219H29ZM36 220H37V219H36ZM36 220H35V221H36ZM84 220H85V219H84ZM121 220H122V219H121ZM172 220H173V219H172ZM176 220H177V219H176ZM203 220H204V219H203ZM222 220H224V219H222ZM225 220H226V219H225ZM31 221H32V220H31ZM47 221H48V220H47ZM58 221H59V220H58ZM61 221H62V220H61ZM128 221H129V220H128ZM165 221H166V220H165ZM196 221H197V220H196ZM208 221H209V220H208ZM210 221H211V220H210ZM212 221H213V219H212ZM26 222H27V220H26ZM120 222H121V221H120ZM124 222H125V220H124ZM183 222H184V221H183ZM225 222H226V221H225ZM58 223H59V222H58ZM61 223H62V222H61ZM129 223H130V222H129ZM129 223H128V224H129ZM177 223H178V222H177ZM210 223H211V222H210ZM69 224H68V225H69ZM128 224H126V226H127ZM131 224H132V222H131ZM133 224H135V223H133ZM160 224H161V223H160ZM182 224H183V223H182ZM182 224H181V225H182ZM192 224L194 225V223H192ZM228 224H229V223H228ZM258 224H259V223H258ZM29 225H30V224H29ZM44 225H45L46 228L48 227V226H46L45 223H44ZM52 225H53V224H52ZM61 225H62V224H61ZM78 225H79V224H78ZM174 225H175V224H174ZM18 226H21L22 229H25V230L27 229V230H29V231H32V230H31V227L29 226L30 228H28V226H27L25 223H23V224L21 223V225L18 224ZM59 226H60V225H59ZM122 226H123V225H122ZM131 226H132V225H131ZM133 226H135V225H133ZM165 226H167V224H166ZM172 226H173V225H172ZM175 226H177V224H176ZM175 226H174V227H175ZM41 227H42V226H41ZM41 227H38V228H35V229H39L38 231H41V232H45V230H46V233H44V234H46V235L49 234V237H48L47 239H49L51 235L53 236L54 233H55L54 235H55V237H56V231H57V230L54 231L55 228L53 229V227H52V229H51V228L49 227L48 229H42L43 227H42V228H41ZM68 227H69V226H68ZM226 227H227V226H226ZM33 228H34V227H33ZM82 228H83V227H82ZM175 228H176V227H175ZM22 229H21V232L23 231ZM72 229H73V228H72ZM72 229H71V230H72ZM128 229H129V228H128ZM168 229H169V228H168ZM179 229H180V228H179ZM11 230H12V229H11ZM25 230H24V231H25ZM73 230H74V229H73ZM84 230H85V229H84ZM89 230H91V229H89ZM124 230H125V229H124ZM12 231H13V230H12ZM29 231H25L24 234H25L26 232L28 233ZM34 231L36 232L37 230H33V231H32V234L34 233ZM53 231H54V233L52 234ZM76 231H79V230L76 229ZM130 231H131V230H130ZM168 231H171V229L168 230ZM49 232H51V233H49ZM58 232H59V230H58ZM58 232H57V235H58L57 237L60 236V234H58ZM74 232H75V230H74ZM80 232H82V231L80 230L79 233H80ZM22 233H23V232H22ZM38 233H39V234H37V235L41 236V235H40V232H38ZM47 233H48V234H47ZM60 233H61V232H60ZM82 233H83V232H82ZM84 233H85V232H84ZM89 233H90V232H89ZM168 233H169V232H168ZM170 233H171V232H170ZM28 234L31 235L30 232H29ZM35 234H36V233H35ZM62 234H63V232H62ZM62 234H61V236H62ZM64 234H65V233H64ZM71 234H72V233H71ZM73 234H76V233H73ZM180 234H181V233H180ZM216 234H217V233H216ZM20 235H21V234H20ZM25 235H26V234H25ZM33 235H34V234H33ZM42 235H43V234H42ZM83 235H84V234H83ZM167 235H168V234H167ZM169 235H170V234H169ZM169 235H168V236H169ZM173 235H174V234H173ZM26 236H27V235H26ZM72 236H73V235H72ZM77 236L79 237V234H77ZM171 236H172V235H171ZM20 237H21V236H20ZM20 237H19V238H20ZM30 237H35V236H30ZM30 237H29V238H30ZM41 237L44 238V236H41ZM63 237H64V236H62V238H63ZM74 237H76V235H75ZM74 237H69V238L72 239V238H74ZM19 238H18V239H19ZM37 238H38V237H37ZM52 238H53V237H52ZM59 238H61V237H59ZM62 238H61V240H62ZM64 238L66 239L67 237H64ZM64 238H63V239H64ZM69 238H68V239H69ZM83 238H84V237H83ZM108 238H109V237H108ZM173 238H174V237H173ZM176 238H177V237H176ZM178 238H179V237H178ZM18 239H17V240H18ZM20 239H21V238H20ZM31 239H32V238H31ZM31 239H30V240H31ZM44 239H46V238H44ZM47 239H46V240H47ZM65 239H64V241H65ZM109 239H110V238H109ZM189 239H190V238H189ZM33 240H34V239H33ZM36 240H37V239H36ZM61 240H60V241H61ZM28 241H29V239L27 238V241H26V242H28ZM42 241H43V240H42ZM49 241H50V240L45 241V243L48 242V244L51 245V244L49 243ZM62 241H63V240H62ZM66 241H68V240L66 239ZM71 241H72V240H71ZM77 241H80V240H77ZM107 241H108V240L106 239V242H107ZM189 241H190V240H189ZM13 242H14V241H13ZM19 242H20V241H19ZM26 242L24 241L23 243H26ZM29 242L31 243L32 241H29ZM29 242H28V243H29ZM211 242H212V241H211ZM15 243H16V245H18L17 242H15ZM23 243L21 242V244H23ZM34 243H35V242H34ZM34 243H33V244H34ZM40 243H41V242H40ZM43 243H44V242H43ZM43 243H42V244H43ZM88 243H89V242H88ZM216 243H218V242H216ZM21 244H20V245H21ZM78 244H79V243H78ZM24 245H25V244H24ZM94 245H95V244H94ZM18 246H19V245H18ZM26 246H27V244H26ZM28 246H30L29 249H30V248L33 249V247H32V246H33L32 243H31V245L29 244ZM28 246H27V247H28ZM39 246H40V245H39ZM53 246H54V245H53ZM53 246H50V247H49V246H48V247L45 246V247L48 248L47 254H49V255L51 256V259L53 260V262H54V264H55V260H56V259L54 260V259H53V255H51V254H52L51 252H53L54 250H56V249L53 248ZM56 246H57V245H56ZM56 246H54V247H56ZM70 246H71V245H70ZM92 246H93V245H92ZM92 246H91V247H92ZM98 246H99V245H98ZM15 247H16V246H15ZM34 247H36V246L34 245ZM67 247H68V246H67ZM73 247H74V245H73ZM106 247H107V246H106ZM182 247H183V246H182ZM182 247H181V248H182ZM12 248H13V247H12ZM21 248H22V246H21ZM23 248H24V246H23ZM23 248H22V249H23ZM40 248H41V246H40ZM57 248H58V247H57ZM82 248H83V247H82ZM102 248H103V247H102ZM16 249H17V252H18V247H16ZM22 249L19 248V250H20V254H22V256L19 257V256L17 255V256H18L17 258H18V259L21 258V260H22V258L25 259V257H27V259L29 260V257H30V256H29V255H26V253H28V252H26V250H25V251H22ZM32 249H31V250H32ZM34 249H35V248H34ZM34 249H33V250H34ZM38 249H39V248H38ZM62 249H63V248H62ZM66 249H67V248H66ZM95 249H96V248H95ZM103 249H104V248H103ZM108 249H109V248H108ZM189 249H190V248H189ZM203 249H204V248H203ZM220 249H221V248H220ZM220 249H219V250H220ZM0 250H1V249H0ZM5 250H6V249H5ZM14 250H15V249H14ZM14 250H13V251H14ZM40 250H41V249H40ZM43 250H44V248H43ZM64 250H65V247H64ZM79 250H80V249H79ZM88 250H89V249H88ZM196 250H197V248H196ZM27 251H28V250H27ZM37 251H38V250H37ZM58 251H59V249H58ZM76 251H77V250H76ZM82 251H83V250H82ZM89 251H90V250H89ZM89 251H88V252H89ZM91 251H92V250H91ZM91 251H90V252H91ZM93 251H94V250H93ZM108 251H109V250H108ZM2 252H3V251H2ZM31 252H32V251H31ZM35 252H36V251H35ZM60 252H62V251H60ZM71 252H73V251H71ZM79 252H80V251H79ZM85 252H87V251H84V253H85ZM88 252H87V254H88ZM94 252H95V251H94ZM0 253H1V251H0ZM3 253H4V252H3ZM3 253H1V254L3 255ZM5 253H7V252H5ZM5 253H4V254H5ZM33 253H34V252H33ZM38 253H39V252H38ZM41 253H43V251H42ZM45 253H46V251H45ZM54 253H55V252H54ZM54 253H53V254H54ZM58 253H59V252H58ZM62 253H65V251H63ZM66 253H67V251H66ZM66 253H65V254H66ZM108 253H109V252H108ZM128 253H129V252H128ZM166 253H167V252H166ZM7 254H8V253H7ZM14 254H15V253H14ZM18 254H19V253H18ZM20 254H19V255H20ZM28 254H30V253H28ZM31 254H32V253H31ZM43 254H44V253H43ZM56 254H57V253H56ZM60 254H61V253H60ZM72 254H73V253H72ZM87 254H86V256H88ZM89 254H90V253H89ZM101 254H102V253H101ZM109 254H110V253H109ZM124 254H125V253H124ZM38 255H39V254H38ZM49 255H48V256H49ZM62 255H63V254H62ZM62 255L59 256V257H62ZM66 255H67V254H66ZM74 255H75V254H74ZM74 255H73V256H74ZM125 255L128 256L127 253H126ZM173 255H174V254H173ZM192 255H194V254H192ZM205 255H206V254H205ZM5 256H6V255H5ZM41 256H42V254H41ZM41 256H40V257H41ZM46 256H47V255H46ZM56 256H58V255H56ZM93 256H94V255H93ZM102 256H103V255H102ZM177 256H178V255H177ZM3 257H4V256H3ZM31 257L34 259V262H35V260L37 259V257H36V259L34 258L35 256L33 257V255H32ZM54 257H55V256H54ZM59 257H58V260H59V259H62V258H59ZM63 257H64V256H63ZM89 257H90V256H89ZM218 257H219V255H218ZM15 258H16V255H15ZM43 258H44V257H43ZM43 258H42V260H43ZM65 258H67V257H65ZM107 258H109V257H107ZM123 258H124V257H123ZM178 258H179V257H178ZM206 258H208V257H206ZM220 258H221V257H220ZM232 258H235V257H232ZM1 259H2V257H1ZM1 259H0V261H1ZM4 259H6V258H4ZM24 259H23V260H24ZM27 259H25V260H27ZM38 259H39V258H38ZM38 259H37V260H38ZM72 259H73V258H72ZM87 259H89V258L87 257ZM104 259H106V258H104ZM115 259H116V258H115ZM171 259L173 260V258H170V260H171ZM192 259H193V258H192ZM194 259H195V258H194ZM194 259H193V261H194ZM199 259H200V258H199ZM25 260H24V261H25ZM42 260H40V261H42ZM45 260H46V259H44V261H45ZM65 260H66V262L68 263V260H71V258L68 259V260H67V259H65ZM77 260H78V259H77ZM107 260H108V259H107ZM107 260H106V261H107ZM119 260H120V259H119ZM219 260H220V259H219ZM2 261H3V260H2ZM2 261H1L0 263L3 264V262H8V259H7V260H4L3 262H2ZM30 261H31V260H30ZM30 261L28 262L29 264H30ZM40 261H38V262L40 263ZM44 261H42V262H44ZM48 261H50V260L48 259ZM62 261H64V259H62ZM74 261H75V260H74ZM88 261H90V259H89ZM109 261H111V260H109ZM112 261H113V260H112ZM200 261H201V260H200ZM213 261H214V260H213ZM230 261H231V260H230ZM232 261H233V260H232ZM235 261H236V258H235ZM26 262H27V261H26ZM42 262H41L40 264H42ZM56 262H57V264H58V263L61 262V260H60V261H57V260H56ZM77 262H79V261H77ZM98 262H100V261L98 260ZM98 262H97V263H98ZM189 262H190V261H189ZM237 262H238V261H236V263H237ZM22 263H23V261H22ZM32 263H33V262H31V264H32ZM48 263H50V262H48ZM48 263H47V264H48ZM63 263H64V262H63ZM72 263H73V262H71V264H72ZM91 263H92V262H91ZM95 263H96V262H95ZM97 263H96V264H97ZM197 263H198V262H197ZM216 263H218V262L216 261ZM236 263L234 262V264H236ZM4 264H6V263H4ZM8 264H9V263H8ZM24 264H26V263H24ZM44 264H45V262H44ZM75 264H76V261H75ZM79 264H80V263H79ZM82 264H85V263H82ZM89 264H90V263H89ZM98 264H100V263H98ZM107 264H110V262H108ZM112 264H113V262H112ZM173 264H176V263H173ZM191 264H192V263H191ZM194 264H195V263H194ZM199 264H200V263H199ZM201 264H202V263H201ZM208 264H209V262H208ZM232 264H233V263H232Z\"/></svg>",
    "mask_w": 264,
    "mask_h": 264
}]
</instances>
